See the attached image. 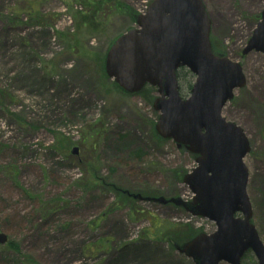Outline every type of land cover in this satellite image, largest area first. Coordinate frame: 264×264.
Segmentation results:
<instances>
[{
    "label": "rangeland",
    "instance_id": "obj_1",
    "mask_svg": "<svg viewBox=\"0 0 264 264\" xmlns=\"http://www.w3.org/2000/svg\"><path fill=\"white\" fill-rule=\"evenodd\" d=\"M122 1L145 13L151 0ZM75 2L0 0V232L16 245L0 244V264H196L161 239L212 233L214 222L125 200L104 183L153 195L177 188L189 199V187L167 175L191 173L196 162L175 141L157 144L148 132L156 117L148 96L157 87L144 97L100 89L103 81L115 86L99 62L109 42L135 25L131 16L111 13L93 31ZM204 2L214 37L246 75V87L222 112L251 142L248 195L264 242V53L242 55L264 0ZM195 80L190 70L179 76L183 97ZM247 258L243 264L257 263L252 253Z\"/></svg>",
    "mask_w": 264,
    "mask_h": 264
},
{
    "label": "water",
    "instance_id": "obj_2",
    "mask_svg": "<svg viewBox=\"0 0 264 264\" xmlns=\"http://www.w3.org/2000/svg\"><path fill=\"white\" fill-rule=\"evenodd\" d=\"M129 15L135 25L109 42L100 72L113 79L124 95L140 93L147 84L157 87L158 95L150 102L158 112L150 125L151 137L156 143L175 141L195 160L196 167L183 178L193 197L134 193L104 183L133 201L170 203L192 216L215 221L217 229L212 233L198 229L194 238L190 233L164 237L197 264H241L249 250L258 264H264V243L247 192L249 170L244 158L251 144L244 129L222 115L234 91L246 86L243 64L231 60L214 37L204 0H151L145 13ZM253 50L264 53V10L243 54ZM181 67L196 75L187 98L179 89ZM7 239L0 232V244Z\"/></svg>",
    "mask_w": 264,
    "mask_h": 264
},
{
    "label": "trees",
    "instance_id": "obj_3",
    "mask_svg": "<svg viewBox=\"0 0 264 264\" xmlns=\"http://www.w3.org/2000/svg\"><path fill=\"white\" fill-rule=\"evenodd\" d=\"M81 1L82 2H78V0H76L75 4L77 3L83 8V11L79 10L80 16L84 18L82 20V23L87 29L93 30V31L103 29L102 25L105 24L104 19H109L111 13L112 14H125V13L130 14L131 12L135 11L131 5L127 4L125 1L123 2L122 0H81ZM83 5L85 6V8ZM101 62H102V59H101ZM101 62H99V67L101 66ZM187 71L188 70L186 68H181L178 71V78L182 74H187ZM101 84H102V87L100 89L101 90L104 89L107 93H109V91H112V90L117 91V89L114 88L115 87L114 84L110 85L106 83L105 81H103ZM189 89H191V86L189 87ZM147 90L149 92V91H152L153 88L148 86ZM142 96L144 97V93L142 94ZM133 155H135V152H133L132 156ZM90 168L93 169V166L91 165ZM172 172L173 173H171V171L168 172L167 177H170V174H171V177L175 180V182L179 183L182 177V170L177 169V170H172ZM117 186L121 189H125L124 185L123 186L117 185ZM130 189L135 190L133 188H130ZM136 190L141 191V192H149L146 190L142 191L141 189H136ZM176 190L177 188L172 189L171 193L175 192ZM88 193H90V191H88ZM121 198L128 200L126 197L121 196ZM61 203L62 201L60 199H57L55 200L54 205L57 208ZM47 207L49 206L47 205ZM45 212L47 213V215H49L53 213V210L49 208ZM9 243H10L9 246L16 247L14 242L10 241ZM104 243L105 242H101V244L97 243L98 245H96V250L98 249V247L99 248L102 247ZM90 250L92 251V249H89L88 252H90Z\"/></svg>",
    "mask_w": 264,
    "mask_h": 264
},
{
    "label": "bare ground",
    "instance_id": "obj_4",
    "mask_svg": "<svg viewBox=\"0 0 264 264\" xmlns=\"http://www.w3.org/2000/svg\"><path fill=\"white\" fill-rule=\"evenodd\" d=\"M193 88V86H191V89ZM189 97V96H188ZM197 165V164H196ZM196 167V166H195ZM194 167V168H195ZM183 178H184V174L182 173V177L181 180L179 181L180 184H183ZM215 223V221H213Z\"/></svg>",
    "mask_w": 264,
    "mask_h": 264
}]
</instances>
